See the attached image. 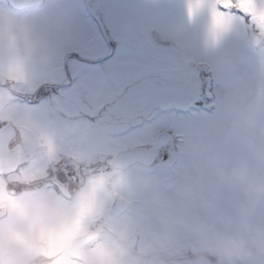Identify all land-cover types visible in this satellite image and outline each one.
Listing matches in <instances>:
<instances>
[{"label":"rangeland","instance_id":"obj_1","mask_svg":"<svg viewBox=\"0 0 264 264\" xmlns=\"http://www.w3.org/2000/svg\"><path fill=\"white\" fill-rule=\"evenodd\" d=\"M243 6L250 17L224 11L219 0H45L22 9L0 0V124L13 122L25 145L43 146L42 157L21 172L0 175V264H30L27 247L44 246L48 259L58 253L56 264H264V0L237 4ZM249 21L263 35L257 46L248 40ZM142 33L160 45L142 43ZM76 54L84 58L68 59ZM98 57L104 68L90 63ZM187 57L213 63L212 113L199 106L198 75ZM70 74L75 86L65 92L81 100L67 107L64 97L72 95L47 94ZM41 89L40 101L30 102ZM109 96L114 121L102 102ZM86 109L102 116L87 123L97 141L81 150L95 158L88 156L94 164L78 196L66 200L51 184L13 193L11 178L49 175L57 117L58 129L72 130ZM130 116L138 123L130 126ZM161 128L177 134L181 174L172 177L173 142L159 163L104 168L125 146H153ZM114 194L130 201L131 212L113 217V228L121 240L136 231L139 247L114 246V235L102 234L80 262L70 238L96 226L93 218ZM97 219L103 224L111 215Z\"/></svg>","mask_w":264,"mask_h":264},{"label":"flooded vegetation","instance_id":"obj_2","mask_svg":"<svg viewBox=\"0 0 264 264\" xmlns=\"http://www.w3.org/2000/svg\"><path fill=\"white\" fill-rule=\"evenodd\" d=\"M77 58V57H75ZM74 75L70 74L67 75V79L69 81L72 80ZM107 108V115L106 119L108 121H114L116 116V113L114 112V101L108 100L105 101ZM92 117H75L74 118V129L69 128H61L58 129L57 127H62L63 121L61 119L63 117H57V121L55 123L56 129L53 131L54 141L56 143L57 151L54 153L53 158H51L48 161V167H49V175L41 177L38 181L42 183H47L48 185L55 186L57 184L65 185L70 190L71 193H74L75 188L81 183V182H88L90 180L89 171L92 170V165L94 164L93 159H91L88 156H91L92 158H95L94 154L92 155H84L82 154L81 147L85 144V146L88 149H91L94 144H96V129H93L94 124H87L89 122L97 123L99 121V118L102 116V114H91ZM104 115V114H103ZM122 119L123 117L121 114L118 115ZM66 117V116H65ZM104 118V117H103ZM127 121L132 123L134 122L135 118L133 117H126ZM72 119V118H71ZM85 122V125H82ZM73 124V123H72ZM86 134H91L93 136V141L90 142L88 138L85 137ZM90 144V146H89ZM84 146V147H85ZM83 147V148H84ZM82 148V149H83ZM28 155H27V163H31L34 160H38L42 157L38 152H36V149L33 146H29L28 150L26 149ZM96 154V153H95ZM52 154H50L51 156ZM26 155H24L25 157ZM112 155H109L108 158L105 160V164L103 165L105 169H110L109 167H113ZM23 165V164H22ZM97 165V164H96ZM21 166V165H20ZM19 166V167H20ZM18 167V168H19ZM98 168V165H97ZM41 173V172H38ZM33 180L37 181L35 179V176L33 175ZM69 192V195H70ZM83 233V232H81ZM89 245V243L85 244L84 247ZM83 247V248H84ZM78 252L79 250H74ZM70 249V253H76ZM42 254H45L40 250V253L33 252V254L30 255L28 258V261L30 264H51V260H49L46 257H43ZM80 260V259H77Z\"/></svg>","mask_w":264,"mask_h":264},{"label":"water","instance_id":"obj_3","mask_svg":"<svg viewBox=\"0 0 264 264\" xmlns=\"http://www.w3.org/2000/svg\"><path fill=\"white\" fill-rule=\"evenodd\" d=\"M43 0H12V2L20 7H28L42 2ZM258 40V39H257ZM12 133L8 127L0 128V168L7 169L9 164L13 165L14 159L12 157V150L8 148ZM159 143H161L159 141ZM142 152L141 148L123 149L119 151L113 158V162L117 166H124L139 159V154ZM15 164V163H14Z\"/></svg>","mask_w":264,"mask_h":264},{"label":"snow or ice","instance_id":"obj_4","mask_svg":"<svg viewBox=\"0 0 264 264\" xmlns=\"http://www.w3.org/2000/svg\"><path fill=\"white\" fill-rule=\"evenodd\" d=\"M244 0H232V7L234 8V10L236 12H242L246 15H249V13L245 12V9L243 7H236L237 4H243ZM221 7L223 8V5H221Z\"/></svg>","mask_w":264,"mask_h":264}]
</instances>
